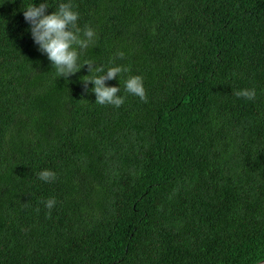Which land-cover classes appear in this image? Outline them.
I'll return each instance as SVG.
<instances>
[{"label": "trees", "instance_id": "16d2710c", "mask_svg": "<svg viewBox=\"0 0 264 264\" xmlns=\"http://www.w3.org/2000/svg\"><path fill=\"white\" fill-rule=\"evenodd\" d=\"M42 2L95 30L81 63L130 69L120 108L87 66L57 76L23 15ZM262 261L264 0H0V264Z\"/></svg>", "mask_w": 264, "mask_h": 264}, {"label": "clouds", "instance_id": "9594fccd", "mask_svg": "<svg viewBox=\"0 0 264 264\" xmlns=\"http://www.w3.org/2000/svg\"><path fill=\"white\" fill-rule=\"evenodd\" d=\"M49 6L42 2L28 5L23 11L25 21L30 25V32L38 50L45 54L56 70L57 76L67 80L68 78L81 72L87 66L90 75L81 77L85 92H88V85L93 84L91 89L96 96V104L112 105L120 108L125 103V97H121L120 87L107 86L108 81L121 77L130 69L124 66H113L105 71L104 67L91 60L80 61L81 54L94 45L97 34L94 29L85 25L82 29L79 24V13L74 10L71 2L60 3L58 9L52 14H46ZM116 57L123 59L124 53L118 51ZM125 92L139 97L144 103L148 102V96L144 87L143 78L139 75L129 76L125 81ZM234 95L238 98L254 100L256 97L255 88L236 91ZM41 181L52 183L57 179V175L52 170H42L38 173ZM45 207L49 210L48 216L51 218V210L56 205L55 198H49ZM29 204H25L28 207ZM39 212V208L36 209Z\"/></svg>", "mask_w": 264, "mask_h": 264}, {"label": "water", "instance_id": "95a60500", "mask_svg": "<svg viewBox=\"0 0 264 264\" xmlns=\"http://www.w3.org/2000/svg\"><path fill=\"white\" fill-rule=\"evenodd\" d=\"M261 264H264V261H262Z\"/></svg>", "mask_w": 264, "mask_h": 264}]
</instances>
